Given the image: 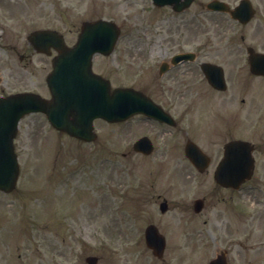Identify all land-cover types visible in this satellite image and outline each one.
Listing matches in <instances>:
<instances>
[{
    "label": "rangeland",
    "instance_id": "rangeland-1",
    "mask_svg": "<svg viewBox=\"0 0 264 264\" xmlns=\"http://www.w3.org/2000/svg\"><path fill=\"white\" fill-rule=\"evenodd\" d=\"M204 1L208 0H195L184 15H177L150 0H0V94L24 90L47 94L49 58L32 49L31 61L27 57L25 37L32 30L56 28L71 41L82 21L102 17L121 28L114 52L100 58L106 60L112 85H131L166 108L175 105L171 112L181 122L171 128L142 115L115 123L96 120L97 139L86 143L56 131L40 113L25 115L15 139L18 181L10 193L0 192V264H84L87 255L98 256L96 264H187L177 220L192 217L191 201L204 194L211 177L191 169L183 153L187 135L183 128L191 129L187 121L191 111L184 114V108L191 96L202 102L212 94L220 100L226 96L225 104L237 106L241 94L232 99L231 87L245 82L243 76L237 77L244 68L234 67L230 48L221 49L225 29L233 23L220 13L197 14ZM213 25H219L217 32ZM210 36L217 52L213 59L226 66L227 91L207 84L189 89L186 80L173 86L157 84L158 50L173 41L203 42ZM199 119L207 136L211 127H219L213 125L220 121L216 112L206 110ZM228 133L230 127L214 130L202 146L218 150ZM141 135L154 141L150 155L131 148ZM260 156L256 154L259 160ZM162 198L169 204L164 213L158 206ZM150 219L167 237L163 261L155 260L143 240L142 227ZM171 219L174 222L167 226ZM195 221L201 229V218ZM193 246L189 264H201L213 254V248L205 254L197 242Z\"/></svg>",
    "mask_w": 264,
    "mask_h": 264
},
{
    "label": "flooded vegetation",
    "instance_id": "flooded-vegetation-1",
    "mask_svg": "<svg viewBox=\"0 0 264 264\" xmlns=\"http://www.w3.org/2000/svg\"><path fill=\"white\" fill-rule=\"evenodd\" d=\"M259 33L260 30L257 29L256 34L259 35ZM178 41L181 40H177V48L188 46L183 51L192 52L191 59L170 65L161 75H158L162 78H157V82L162 85L171 83L170 85L173 86L175 83L186 80V86L189 89L193 85L196 87L206 83L201 66L206 61H215L213 58L217 57V52L212 48V40L206 38L203 42L197 39L185 40L181 44ZM256 42L253 45L255 50L263 51L264 39L259 38ZM221 46V49L230 48L227 51L234 58L246 53L247 47L244 45ZM254 76L251 73L250 76L245 77ZM231 92V98L235 100L241 94L239 104L231 106L232 109L225 104L228 103L226 96L221 97L223 100L213 98L214 100L211 99L209 102L214 104L217 115L222 104L225 109L229 107L225 113L220 111L221 123L218 131L224 132L227 127H230L232 133H228L229 140L239 138L247 140L249 142L247 146L252 147V154H254V167L251 175L236 186L206 181L207 190L201 196L203 212L192 216L201 218V225H203L201 229L195 227L191 216L178 218L177 226L183 232L184 257L187 264L191 260L193 250L190 245L193 246L194 242L198 244L197 249H204L205 254L213 248L211 257L207 261L202 260L201 264H208L213 259L215 264H264V87L255 89L236 86L231 87ZM177 96L180 99L179 94ZM172 107L176 106L172 105ZM225 142L218 150L206 151L208 156L215 158L217 163L213 166L209 165L204 172L199 173L200 175L209 174L211 177L218 168L217 164L223 158ZM256 154L261 155V160L256 158ZM222 168L231 169L230 167ZM171 222H174V219L168 220L166 225L170 226Z\"/></svg>",
    "mask_w": 264,
    "mask_h": 264
},
{
    "label": "water",
    "instance_id": "water-1",
    "mask_svg": "<svg viewBox=\"0 0 264 264\" xmlns=\"http://www.w3.org/2000/svg\"><path fill=\"white\" fill-rule=\"evenodd\" d=\"M211 4L215 7H221V4L217 2H212ZM103 26H106V28L109 29L112 34L115 33V30L110 23L105 24L101 22H85L83 24V32L81 34L80 41L76 45V47H74L70 51H65L62 55L57 58L55 62L54 71L48 79V85L54 95L53 100L50 102L51 105L44 103L33 94L26 93L16 95L15 97L13 96L12 98L4 100L0 104V109H3L2 104H5L6 102L15 105V102L17 100L24 99L22 101L23 105H26L30 102L29 105L37 104L42 109H46L50 119H52L54 123H60L58 125H61L62 128H66L69 132L73 134H78V128L75 124L70 125L68 121L72 119H74V121H77L80 116L85 117L87 114L89 115L90 112H94V115H102L104 118L107 119H113L116 117L121 118L129 112L137 110H141L143 112H146L147 114L155 115V108L153 107V105H151L149 99H147L140 92L134 91L130 88L116 89L115 91L110 92L108 90L107 81L105 82L104 80L98 77L89 75L88 60L92 51L86 50L85 45H88L87 40L90 38H101L98 30H100ZM76 65H78L77 68L79 69V79L83 80L85 78L84 80H86V82L89 81L88 85L90 88H99L98 90H95L93 92L91 91V94H89V98L92 100L91 105L93 107V109L91 110H89L88 108H84L81 110L80 107H78L79 104L83 103L81 99H84L86 97L83 90L79 89L77 91H72L73 93H76L78 95L79 101H71L70 97L67 96V93H64L66 87H60V80H62L63 82V79H67L68 71L76 69L71 68ZM62 67L66 68H64L62 74H59ZM97 100H100V103L98 105H95V102ZM8 103H6V105ZM124 109H128V111L122 112ZM113 114H119V116H113ZM69 116H71L72 119H70ZM7 122L8 121H6V125ZM80 123H83V121H81ZM84 130L89 131V125L88 127L84 128ZM91 136L92 135H90L89 132V134L85 137L91 138ZM138 142L145 143V145L148 146V144L146 143V138H142ZM16 177L17 166L15 164L14 156L13 154H11L6 159V164L3 165V167H0V189L8 191L13 188L16 181ZM158 249H160V244L158 246ZM89 260L90 264L95 263V258H89Z\"/></svg>",
    "mask_w": 264,
    "mask_h": 264
}]
</instances>
